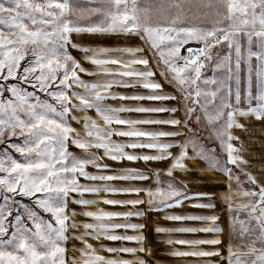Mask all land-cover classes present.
Instances as JSON below:
<instances>
[{
	"label": "snow or ice",
	"instance_id": "6c2138e0",
	"mask_svg": "<svg viewBox=\"0 0 264 264\" xmlns=\"http://www.w3.org/2000/svg\"><path fill=\"white\" fill-rule=\"evenodd\" d=\"M234 130H264V0H0V264H264Z\"/></svg>",
	"mask_w": 264,
	"mask_h": 264
},
{
	"label": "rangeland",
	"instance_id": "374dc122",
	"mask_svg": "<svg viewBox=\"0 0 264 264\" xmlns=\"http://www.w3.org/2000/svg\"><path fill=\"white\" fill-rule=\"evenodd\" d=\"M81 39H83V37ZM107 39L108 38H103L101 42H105V41H107ZM209 75H210V73H209ZM246 123H257V122L247 121ZM234 134L242 136L243 137V146L245 148L252 150L251 154H245L246 159L252 161L256 165L255 167H251V170L253 172L264 171V164H262V161H264V130H255V131H252L250 133L242 132L241 130H234ZM249 136H252L255 139L249 140L248 139ZM237 146H239V145H237ZM98 207L109 208L111 206H106V205L101 204V205H98ZM222 219H223V224H225V219H226L225 213L223 214ZM155 222L160 223V224H164V225H169L171 223V222L163 221V220H159V221H155ZM175 235H189L190 236L191 234H175ZM197 235H203V234H197ZM221 236L223 237V233L221 234ZM161 247L167 248L169 246L166 244L153 243L154 251L158 248H161ZM172 247L180 248L183 246L174 245ZM69 254H71V253H69ZM158 259L168 260V259H173V258L166 257V256H158Z\"/></svg>",
	"mask_w": 264,
	"mask_h": 264
},
{
	"label": "crops",
	"instance_id": "0c3cea01",
	"mask_svg": "<svg viewBox=\"0 0 264 264\" xmlns=\"http://www.w3.org/2000/svg\"><path fill=\"white\" fill-rule=\"evenodd\" d=\"M202 163V162H201ZM189 175L191 176H194L196 179H199V180H203V179H206V178H214L213 177V174L212 173H209V172H196V173H190ZM205 187H219L218 185H208V186H205V185H202V184H190L189 185V188L192 189L193 191L195 190H200V189H203ZM187 211L189 212H195V211H198V210H194V209H187ZM223 212L220 213L221 215V220H220V226L221 228L224 227V224H223Z\"/></svg>",
	"mask_w": 264,
	"mask_h": 264
}]
</instances>
